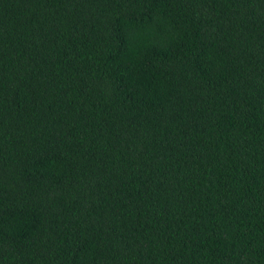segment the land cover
I'll list each match as a JSON object with an SVG mask.
<instances>
[{
  "label": "trees",
  "instance_id": "obj_1",
  "mask_svg": "<svg viewBox=\"0 0 264 264\" xmlns=\"http://www.w3.org/2000/svg\"><path fill=\"white\" fill-rule=\"evenodd\" d=\"M0 264H264V0H0Z\"/></svg>",
  "mask_w": 264,
  "mask_h": 264
}]
</instances>
